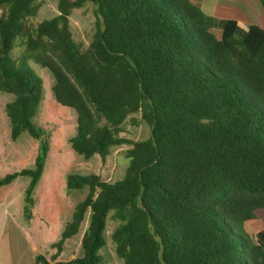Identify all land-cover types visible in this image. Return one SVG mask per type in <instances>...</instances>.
<instances>
[{"label":"trees","instance_id":"trees-1","mask_svg":"<svg viewBox=\"0 0 264 264\" xmlns=\"http://www.w3.org/2000/svg\"><path fill=\"white\" fill-rule=\"evenodd\" d=\"M56 1L59 13L34 24L45 0H0L10 137L39 143L34 168L0 178V188L30 178L29 223L50 151L49 133L35 123L44 80L31 63L51 73L54 99L76 113L73 151L105 162L127 146L129 165L115 182L66 175L67 195L88 193L51 258L38 254L33 264H108L109 241L123 264H264V28L212 17L193 0ZM89 1L97 19L85 46L70 17ZM128 119L148 124L149 138L122 136ZM252 220L261 222L254 236ZM79 235L82 256L58 261Z\"/></svg>","mask_w":264,"mask_h":264},{"label":"crops","instance_id":"crops-1","mask_svg":"<svg viewBox=\"0 0 264 264\" xmlns=\"http://www.w3.org/2000/svg\"><path fill=\"white\" fill-rule=\"evenodd\" d=\"M198 4L212 17L234 19L264 28V11L260 0H203ZM10 133V121L7 125L5 121L0 122V178L22 169L34 168L39 150L27 148L22 142L24 136L15 141L21 145L14 147ZM46 173L47 165L34 193L33 216L29 223L24 219V192L30 178L21 176L12 184L0 188V264H33L38 254L51 258L55 252L52 244L59 240L65 225L71 221L74 209L64 214L56 205L53 209L57 212L51 210L52 192L57 178L51 180L50 188L43 196L44 202L41 203ZM64 186L66 191V176ZM77 244L75 248L74 238L67 239L57 260L68 261L82 256L81 237Z\"/></svg>","mask_w":264,"mask_h":264},{"label":"rangeland","instance_id":"rangeland-1","mask_svg":"<svg viewBox=\"0 0 264 264\" xmlns=\"http://www.w3.org/2000/svg\"><path fill=\"white\" fill-rule=\"evenodd\" d=\"M195 3H200L203 0H193ZM2 11L0 10V14ZM57 1L45 0L38 15L32 20L34 24H37L45 19H51L58 14ZM97 19L95 13L94 4L89 1L84 7L75 9L70 17L71 29L76 41L83 43L87 46L92 38L95 21ZM217 31V35L219 36ZM19 50L14 51V55L17 56ZM30 68L44 80V94L35 123L42 126L47 130L50 135V151L47 159V173L45 181L43 182L44 188L41 193V203L44 201V195L49 190L51 180L57 178L56 185L53 187L51 210L56 205L60 207L62 213H70L78 202L83 200L88 189L76 191L71 195H67L64 186L65 176L69 173H77L82 175H88L91 173L98 174L103 180L108 182H115L124 177L129 160L125 156V150L129 147L121 146L112 149L107 160L103 162L99 156H94L91 159H84L82 156L76 154L70 143L69 139L75 134L77 126L76 113L68 108L61 106L54 99L52 94L53 77L47 69L31 63ZM11 99V100H10ZM14 96L12 94L0 93V122H9V118L5 112V105L12 101ZM151 134V129L148 124L141 123L138 126L132 125L130 119L124 124V133L122 136L131 140L140 141L148 139ZM23 143L28 147L39 148L38 141L33 140L28 134H23ZM8 137V136H7ZM28 141L31 142L30 146ZM14 147L18 144L13 142ZM55 180V179H54ZM260 221H249L246 223V229L253 236L260 230ZM112 230V224L110 223L107 228L106 236L109 239L110 232ZM81 236L74 238V246L77 248L78 239ZM103 255L106 257L108 264H123L121 260L115 254V247L108 242V245L102 249Z\"/></svg>","mask_w":264,"mask_h":264}]
</instances>
